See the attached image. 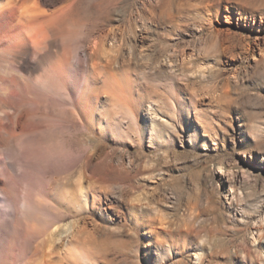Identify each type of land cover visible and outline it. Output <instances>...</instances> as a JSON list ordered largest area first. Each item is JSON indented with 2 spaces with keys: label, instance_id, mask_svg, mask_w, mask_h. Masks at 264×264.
Returning <instances> with one entry per match:
<instances>
[{
  "label": "rangeland",
  "instance_id": "obj_1",
  "mask_svg": "<svg viewBox=\"0 0 264 264\" xmlns=\"http://www.w3.org/2000/svg\"><path fill=\"white\" fill-rule=\"evenodd\" d=\"M40 2L48 11L71 6L72 22L60 25L71 33L64 44L83 43L96 72L89 63L74 88L36 87L29 78L41 72L21 73L0 56V163L15 171L7 190L18 217L53 222L44 210L49 196L55 207L74 198L64 224L99 226L98 264H190L201 241L200 264H264L251 241L252 225L264 218V0ZM109 55L118 58L116 83L104 82ZM146 91L157 94L158 125L147 102L137 107ZM81 93L93 95V119L85 120L96 130L72 121L82 114L75 109ZM35 108L21 126L22 112ZM75 160L69 173H29ZM220 170L243 174L233 209ZM0 202L12 213L9 196L0 193ZM3 225L0 243L13 236L11 222ZM73 246L56 248L53 262L86 264Z\"/></svg>",
  "mask_w": 264,
  "mask_h": 264
},
{
  "label": "bare ground",
  "instance_id": "obj_2",
  "mask_svg": "<svg viewBox=\"0 0 264 264\" xmlns=\"http://www.w3.org/2000/svg\"><path fill=\"white\" fill-rule=\"evenodd\" d=\"M46 1H52V0H43L44 4ZM221 1L227 2L229 0H215V3L216 2L221 3ZM41 2L40 0H0V42L1 41L7 42V45L0 43L1 59L7 60L9 64L11 63V65L17 69V71L24 73V74L31 75L32 77H33L32 73H35L37 71L41 72V75L39 77L29 78L31 83L36 87H45V86L52 87V85H54L55 87V85L62 86L63 84H70L69 86L74 88L78 86L80 83L85 82L86 77H87L85 74V69L87 68V65L89 66V63L91 64V62H89L90 57H89V54L85 52L83 43L79 41V42L74 43V45L72 44L73 47L70 46L72 48V51L70 50L69 45L64 44V40L70 38L71 33L69 30H66V31L64 30V27H63L64 25L63 26H60V25H62L63 23L65 24L66 23L65 21H67L68 18L70 19L71 16H69V12L71 11L69 10L71 9L70 8L71 6L69 7V4H68L67 5L68 9H67L65 7L66 4L65 6L60 5L64 7L65 9L60 6H59L60 9H57L58 8V4H57L56 5L57 10L53 9L51 11H48L49 9L46 10L44 9V7L43 8L41 7V4H40ZM231 14H232V10L227 9V15L229 16ZM239 14L241 16V13ZM71 15H74V14H71ZM243 17H247L246 14ZM251 17H252V23L255 22L254 21L255 17L254 16H251ZM73 18H75V16ZM71 20H73L74 22V19H71ZM69 22L71 23L72 21L69 20ZM59 26L63 27V30L62 28L60 29ZM71 28L73 29V27ZM67 46L69 48H67ZM54 48H57L59 52L56 51ZM94 48L92 50L95 51L96 48L95 49ZM89 53L95 54V52L93 53V51L92 52L90 51ZM99 59L101 60V58ZM105 62L106 64L105 65L103 64V65L106 66L107 68L105 71L103 70L105 74L104 82L105 83H108V82L111 83V81L114 82L113 79L111 80V78L114 77V75L119 74V71L114 72L112 65L115 63L116 64L118 63V58L116 56L109 55V58L105 60ZM97 65H98V62H97ZM103 65H100V66L104 67ZM91 66L90 67L93 68V71L96 72L95 63H93V61H92ZM74 71H76L78 74L75 76H72V74L76 73ZM128 88L129 87H127V89ZM98 89H99L98 87H96L95 89L93 88L92 89L93 93H95L96 90L98 91ZM115 89L116 88L112 90L116 91ZM83 92L85 93V91ZM84 93L79 94L78 102L75 103V109L78 112L82 113V114H79L80 116H78L80 118L79 119L80 122H78L79 120L77 121L76 118H74L73 120L71 119V120L76 122L77 124H80V127H85L86 129H90V130H94V129L96 130V127H94L93 123L89 124V121L85 120L90 115V111H89L90 106L88 105L91 104V102L89 98L93 97V95L84 96ZM156 95L157 94H155V92L151 93V92L146 91L144 93H141L137 97L136 103H137V107L140 110L143 103L147 102L148 109L153 110L151 111H152V117L154 118L153 120L155 121L154 124L158 125V123L156 122L158 117L155 111V110H158L156 107L157 106L156 103L158 102V100H154L153 98ZM38 110L37 108H35V110L25 109V111L22 112L23 116L20 118L21 120L20 125L26 126L28 124L29 116L32 114L35 115V113ZM77 111H75V113ZM90 116L89 118H92ZM160 118H164V117L159 116V119ZM161 120L163 121V119ZM13 124L15 125V123ZM77 161L78 160H75L73 162L65 161L64 163H62L63 165H61L60 167L56 165L58 167V170L54 167L55 164L52 165L53 164L52 162V163H48L47 167L41 171H37L36 168L32 167V169L30 168L31 171H29V173H31L33 178L37 174L41 175L44 178L46 177L51 178L53 176H56L57 174L59 175L60 173L61 174L69 173V171H71L77 166ZM12 175H15L13 166L10 168L9 166L7 167L5 163H0V193H2L3 195L6 194L7 196H9L11 208H12V213H10L8 209L5 207L8 211L5 214H3L5 216H3L2 213L0 212V232L4 231V225H3L4 223L6 225L9 222H11V227H12L11 233L13 235L10 238L5 237L6 239L0 243V264H55V262H53L52 260L53 255L56 252L55 249L58 247H61L66 242L70 243L71 250L75 248V246H73L74 244L79 245L76 247L77 249L75 250V252L73 251L71 252V254H73V257L75 259L76 258L83 259L86 262V264H98L97 256L101 254L102 252V249H101L102 244L101 245L98 244L99 246H101L100 248H98L99 246H97V243L98 242L101 243L102 239L99 241V237L96 238L97 236H95L97 234L96 229L98 225L95 227L91 226L90 227L91 229H90L88 228L85 222V224H83V226H81L80 228L78 227L80 226L78 224L77 225L78 229L76 228L74 229L73 226H68L64 224L65 218L69 215L68 213L69 210H71L70 206L73 204L74 198L67 199L66 197L65 199V196H63L62 201L65 199V202H64L65 211H62V209L60 210L59 208H57L59 205L60 206L62 205V201L61 202L59 201L60 203L58 205L54 204V205H57V207H55L49 201H47L51 198V196L48 195L49 199L45 201L46 204H44V210L46 212L51 213V216L52 215L54 216L53 222L52 221L47 222V220L45 221V219L39 218L36 215L28 219H22L18 217V214H17L18 212H17L16 199L13 196L9 195V192H8L9 190H7L8 180H9L8 178H12L13 177ZM242 179H243V174L230 173L224 170H220V175L218 177V180L223 188L224 198L230 209L236 204V200L239 194L237 193L238 184L240 181H242ZM39 197H40V194H39ZM50 201L52 202V199H50ZM92 201H93L92 202L93 205L91 206H94L95 196L92 197ZM5 205L4 203L2 204V202H0V209H3L1 211H4ZM153 230H154V224L151 223L150 228L148 229L147 233L151 234ZM85 232L87 233V237H83V235H85L84 234ZM86 241L93 242V244L91 243L93 247L89 246L90 242L87 243ZM251 241L254 247V251L259 253L260 257L262 258L264 262V218L263 217L258 222L252 225ZM25 243L27 245H25ZM205 244L206 243L204 241H201L195 246V251L192 254L193 259L190 260V264H200L201 263L202 256L203 254H205L204 253L205 246H207ZM96 248H98L99 251L101 249V252L98 251L97 256L94 253L96 251L95 250Z\"/></svg>",
  "mask_w": 264,
  "mask_h": 264
}]
</instances>
